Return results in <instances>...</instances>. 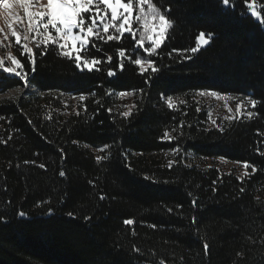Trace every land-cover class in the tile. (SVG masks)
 <instances>
[{"label": "trees", "instance_id": "obj_1", "mask_svg": "<svg viewBox=\"0 0 264 264\" xmlns=\"http://www.w3.org/2000/svg\"><path fill=\"white\" fill-rule=\"evenodd\" d=\"M154 2L172 21L154 74L132 62L144 55L129 34L89 44L86 55L105 61L91 72L51 45L46 55L31 46L33 68L13 44L30 89L0 72V264H264V23L248 8L264 19V0ZM201 32L209 43L187 51ZM122 91L134 93L128 117L117 110ZM201 91L252 94L258 115L211 117L221 132ZM81 95L62 113L64 96Z\"/></svg>", "mask_w": 264, "mask_h": 264}, {"label": "snow or ice", "instance_id": "obj_2", "mask_svg": "<svg viewBox=\"0 0 264 264\" xmlns=\"http://www.w3.org/2000/svg\"><path fill=\"white\" fill-rule=\"evenodd\" d=\"M225 6L229 5L230 0H222ZM16 8L23 9L25 16H21ZM248 8L251 10L252 15L264 23L261 19V13L256 10L255 3H249ZM171 9H161L154 0H0V46L4 45V41L8 39L9 35L14 38L15 45L22 48V55L26 56L33 66L35 65V55L32 47H29L30 36L35 41L36 47L40 49V55H46V49L51 45L55 46L65 58L71 60L74 65L81 71L87 70L100 71L99 65L105 61L99 57H88L86 50L89 44L93 41H117L119 42L125 34H129L133 40H136L135 47L142 50L144 58H136L132 61L135 65L139 66L141 74L148 72L151 73L159 71L156 67L155 60L152 58L157 55V50L160 49L167 38V32L172 27V21L168 18V13ZM26 17V19H25ZM137 27H133V25ZM20 26L22 32L18 30ZM53 32L55 35H53ZM23 33V34H22ZM137 34L139 38L137 39ZM149 42V46H145V42ZM11 43V42H10ZM208 39L205 38L203 32L199 33L198 42L196 47L187 51L196 53L201 44L206 45ZM95 47V44H93ZM173 51H180L174 49ZM127 54V50L119 49L118 55L121 58L117 68L123 69V59ZM183 54V53H181ZM171 55V53H169ZM186 56L185 59H190ZM11 66H6L5 59L0 57V72L14 75L19 77L24 82V87L29 86L28 72L24 70V64L21 59L11 52L7 56ZM112 57L108 56L107 61L111 63ZM117 69L110 68L107 72L109 77L115 75ZM14 91L22 92L23 89L17 86ZM142 91V90H141ZM133 92H119L118 95L123 97L125 95L131 96ZM199 95H211L217 98L235 99L236 112L240 117H247L251 119L254 115L253 111H248L247 106L255 109L260 103L252 98V94H248L243 100L239 97L223 96L215 91L206 93L201 91ZM10 99H14L11 98ZM80 100L85 99L83 95L79 97ZM167 104L170 108L174 107L173 98H167ZM134 106H129L128 111L122 113V116L128 117L131 115V110ZM85 107V111H86ZM111 112V109H108ZM199 111V109H197ZM232 112V109H228ZM79 113H77L78 115ZM211 124L217 130L223 132L224 128L217 124L216 120L211 119V113H208ZM234 116H226L225 120L234 119ZM0 119H4L0 117ZM191 127V125H189ZM180 128H184V121H180ZM172 131H176L175 128ZM183 135V132H180ZM161 139L171 142L176 137L170 136L168 131H165ZM75 143V141H73ZM108 147L107 145L104 146ZM101 150H104L103 148ZM174 151L178 152L177 147ZM62 152V150H61ZM105 159L104 157H96L97 162ZM27 163V162H26ZM173 162H169V167ZM44 168V164L39 165ZM243 167L248 169L250 165L243 162ZM257 169L252 166V171L255 173ZM61 177L65 176L64 171H60ZM244 176H248L247 171ZM242 179V178H241ZM243 192V188L240 190ZM103 199V197H101ZM196 201H193L195 206ZM168 211H172L168 209ZM19 216L24 217V212H19ZM71 216L72 214L69 213ZM195 222V218H193ZM123 223L127 226H133L135 221L133 219H126ZM155 227V226H153ZM205 252L208 250L207 243L203 244Z\"/></svg>", "mask_w": 264, "mask_h": 264}, {"label": "rangeland", "instance_id": "obj_3", "mask_svg": "<svg viewBox=\"0 0 264 264\" xmlns=\"http://www.w3.org/2000/svg\"><path fill=\"white\" fill-rule=\"evenodd\" d=\"M15 11H17L21 16H25L23 9L16 8ZM25 19H26V17H25ZM17 27H18V30L22 32V29L20 28V26L18 25ZM133 27L135 28V27H137V25L134 24ZM53 35H55L54 32H53ZM138 38H139V34H137V39ZM205 38L208 39V43H209L210 37L205 36ZM13 44H15L14 38H12L9 35L8 39L4 41V45L0 46V57H3L5 59L6 66H11V63H10V61H8L7 56H8L9 52H11V54L13 55V51H12ZM35 45H36L35 41L32 40V38L30 36L29 47L35 46ZM206 45L201 44L200 48H205ZM145 46H149V42L146 41ZM28 87L30 89V86H28ZM18 93L19 92L11 91L6 95V97H14V96L18 95ZM223 96H225V95H221V97H223ZM200 97L202 98L203 105H204L205 109L207 110L208 113H211V117H213V118H218V117L224 118L226 116H234L236 118V117L240 116L239 113L236 112L237 101L235 99H228L226 101L225 99L217 98V97H214L211 95H203V96L200 95ZM115 98L117 101V110L119 112H123V111L128 110V107L130 106V104L132 102L131 101L132 95L131 96L125 95V96L121 97L117 94L115 96ZM61 101L63 102V107H64V110L62 113L69 115V114H72L73 112H76L75 107L79 103L80 99H79V97H75V96H64L61 99ZM249 107L250 106H247V110L249 109ZM229 108L232 109V112L228 111ZM224 164L227 168H231L233 166H238V167H240V169L243 168L239 164H232V163H226V162Z\"/></svg>", "mask_w": 264, "mask_h": 264}]
</instances>
